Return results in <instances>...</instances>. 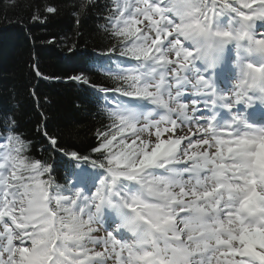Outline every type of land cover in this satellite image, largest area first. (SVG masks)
Listing matches in <instances>:
<instances>
[{
    "label": "snow or ice",
    "instance_id": "6c2138e0",
    "mask_svg": "<svg viewBox=\"0 0 264 264\" xmlns=\"http://www.w3.org/2000/svg\"><path fill=\"white\" fill-rule=\"evenodd\" d=\"M91 14L87 72L35 73L90 94L91 140L41 126V158L0 112V264H264V0L74 4Z\"/></svg>",
    "mask_w": 264,
    "mask_h": 264
},
{
    "label": "trees",
    "instance_id": "16d2710c",
    "mask_svg": "<svg viewBox=\"0 0 264 264\" xmlns=\"http://www.w3.org/2000/svg\"><path fill=\"white\" fill-rule=\"evenodd\" d=\"M37 2L49 0H17L14 8L0 0V112L15 113L20 130L36 144L34 154L43 158L47 154L39 152L42 137L37 131L41 126L87 144L99 122L92 97L83 87L66 79H42L36 68L48 77L87 72L101 36L95 14L75 23L73 6L78 0H52L59 5V14L46 23L30 20ZM70 44L76 45L73 51L68 50Z\"/></svg>",
    "mask_w": 264,
    "mask_h": 264
}]
</instances>
